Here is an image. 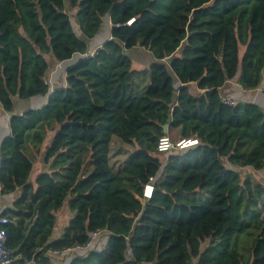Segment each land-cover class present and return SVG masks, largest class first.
<instances>
[{"label": "trees", "instance_id": "obj_1", "mask_svg": "<svg viewBox=\"0 0 264 264\" xmlns=\"http://www.w3.org/2000/svg\"><path fill=\"white\" fill-rule=\"evenodd\" d=\"M134 47L154 58L144 70ZM263 70L264 0H0V105L47 98L13 115L0 144V193H16L1 212L7 249L33 264L52 251L73 252L69 264H264V111L220 94L231 80L257 88ZM163 135L198 144L159 153ZM95 231L101 248L77 249Z\"/></svg>", "mask_w": 264, "mask_h": 264}, {"label": "crops", "instance_id": "obj_2", "mask_svg": "<svg viewBox=\"0 0 264 264\" xmlns=\"http://www.w3.org/2000/svg\"><path fill=\"white\" fill-rule=\"evenodd\" d=\"M77 26V25H76ZM78 28V27H77ZM110 28H111V21L110 17L105 16L103 18V23L100 27L99 32L97 35L90 41L87 42L88 50H93L95 48H98L101 43L106 41L107 39H110ZM74 29V28H73ZM76 35L81 37L80 30L78 28V32H75ZM136 49V50H134ZM131 50L136 51L134 57L137 59L138 63L143 65V68L149 66L153 61L154 58L152 54L142 47H134ZM131 50H128L126 54L129 56V52ZM133 51V52H134ZM66 64L68 63H56L53 64L52 67L49 68V71L46 75V83L49 85L50 89L53 90L55 88H61L65 86V68ZM132 67H133V60H132ZM173 77L172 73H170ZM174 82L177 83L176 78L173 77ZM196 84H193V87L195 88ZM195 91L197 89L195 88ZM220 94L224 96L232 97L236 100L237 103H252L256 104L264 111V70L262 74V79L260 81V84L257 88L252 90H244L237 82L236 80H231L227 82L221 89ZM47 98L45 97H38V98H31L28 100H19L17 97L14 98L15 108L12 113H7L3 110L2 106L0 105V144L4 140V138L9 133V120L12 114H20L23 111L27 109H33L38 108L42 106L46 102ZM40 169L42 170L43 167L41 166ZM261 177L264 179V174L260 173ZM1 190V186H0ZM16 197L15 194L11 195H2L0 193V213L3 209L10 207L12 205V202L14 198ZM63 213L67 212L68 218L71 217V213L68 211L67 204L63 206L62 210ZM63 215V214H62ZM64 218V217H61ZM65 224H62L60 219H58V225L55 228L53 232V236H60L62 233V230L64 228ZM105 242V237L98 236L95 239V242L93 243V249H100L101 246ZM52 263L53 264H69L71 259L74 256L73 252L66 251L59 254L52 255ZM150 264V263H147Z\"/></svg>", "mask_w": 264, "mask_h": 264}, {"label": "built area", "instance_id": "obj_3", "mask_svg": "<svg viewBox=\"0 0 264 264\" xmlns=\"http://www.w3.org/2000/svg\"><path fill=\"white\" fill-rule=\"evenodd\" d=\"M134 21V18L129 19L126 24L130 25ZM96 54V48L90 52V56H94ZM221 101L224 105L233 107L236 105V100L229 96H221ZM198 144V140L196 138H178L176 140L171 139L168 135L161 136L156 144V150L159 153H167L170 151H183L188 148L194 147ZM153 178H150L149 181L144 185L141 201H146L151 198L153 193ZM8 218L3 216L0 213V264H33V261L30 259H23L21 261L15 257L12 252H10L6 247V232L2 225L8 223ZM100 231H95L90 236L87 243L83 246H78L77 249L87 250L92 245L93 241L100 236ZM66 252V251H63ZM51 253L59 254V252L52 251ZM194 264V263H190Z\"/></svg>", "mask_w": 264, "mask_h": 264}, {"label": "rangeland", "instance_id": "obj_4", "mask_svg": "<svg viewBox=\"0 0 264 264\" xmlns=\"http://www.w3.org/2000/svg\"><path fill=\"white\" fill-rule=\"evenodd\" d=\"M68 13H69V15H70V19H71V22H72V25H73V28H74V31L75 32H78V28H77V26H76V23H75V20H74V14H73V12L72 11H68ZM134 50H136V49H134ZM134 50H131L130 52H129V57L131 58V60H133V68L134 69H136V70H138V71H141V70H144V69H146L147 67H145V68H143V65L140 63H138V61H137V59L134 57V55H135V52L136 51H134ZM134 51V52H133ZM171 136V135H170ZM161 156H165V155H161ZM41 162H37L36 164H35V168L36 169H40V167L42 166V164H40ZM35 175L36 174H31L30 175V178H31V180H33L34 178H35ZM253 176H255L254 174H253ZM63 214V215H62ZM58 217H59V219H60V221L62 222V224H65V223H67V221H68V215H67V212H62V211H60L59 213H58ZM61 217H64V218H61ZM102 237V236H101Z\"/></svg>", "mask_w": 264, "mask_h": 264}, {"label": "water", "instance_id": "obj_5", "mask_svg": "<svg viewBox=\"0 0 264 264\" xmlns=\"http://www.w3.org/2000/svg\"><path fill=\"white\" fill-rule=\"evenodd\" d=\"M13 115H15V114H12L11 117H12ZM11 117H10V118H11ZM168 119L171 120V115H169ZM167 129H168V125H164V126H163V130H164L165 133L167 132Z\"/></svg>", "mask_w": 264, "mask_h": 264}]
</instances>
